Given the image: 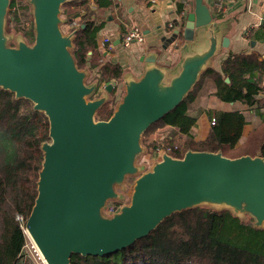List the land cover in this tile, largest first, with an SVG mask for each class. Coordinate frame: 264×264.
Instances as JSON below:
<instances>
[{
    "label": "water",
    "instance_id": "1",
    "mask_svg": "<svg viewBox=\"0 0 264 264\" xmlns=\"http://www.w3.org/2000/svg\"><path fill=\"white\" fill-rule=\"evenodd\" d=\"M26 1L31 44L20 33L7 34L10 0H0V88L29 100L48 119L37 195L25 222L45 264H70L72 255L112 254L148 236L173 214L196 207L247 215L264 229L260 153L228 158L220 151L188 150L177 158L163 152L150 168L137 164L146 130L184 100L219 48L228 46L227 38L218 39L201 0L186 14L182 32L173 34V41L185 42L182 50L192 44L195 49L181 57L172 76L156 66L155 57L146 59L139 79L124 80L125 91L106 121L96 115L109 99L97 94V81L86 83L89 70L79 69L72 53L76 30H61L67 0ZM115 84L105 86V92ZM128 177L136 179L129 203H122L117 189L125 190ZM111 202L121 205L108 215Z\"/></svg>",
    "mask_w": 264,
    "mask_h": 264
},
{
    "label": "trees",
    "instance_id": "2",
    "mask_svg": "<svg viewBox=\"0 0 264 264\" xmlns=\"http://www.w3.org/2000/svg\"><path fill=\"white\" fill-rule=\"evenodd\" d=\"M89 0H67L63 14L72 18L77 7ZM95 8L87 12L82 25L76 30L73 56L79 69L96 70L97 82L111 84L119 78L117 65L103 63L96 53V36L101 25L95 19L111 6L112 0H93ZM15 0H10L8 23L21 31L22 23L11 10ZM74 6V10H70ZM27 5L23 6L27 10ZM70 21L69 23H71ZM264 27V26H263ZM264 30V29H263ZM32 37L31 27L23 31ZM90 52V55L88 54ZM214 78L215 96L225 103L241 102L251 107L255 96L264 89V59L254 54L229 56L221 66V73L206 70L202 77ZM225 77L229 82L224 81ZM199 82L184 100L160 121L150 126L169 129L164 146H174V157L181 158L185 149L194 151H220L223 156L237 158L255 156L259 151L264 158V123L249 133L237 149L245 117L240 112H220L211 126L207 138L194 142L191 129L196 118L188 113L194 102ZM114 102L106 103L97 113L96 120L106 121L114 110ZM48 119L33 109L27 99L0 88V264H17L23 255L26 237L22 226L31 212L37 195L38 173L43 154L41 145L49 140ZM178 133L184 140H174ZM143 135V136H144ZM157 145L150 147L151 153ZM21 216L23 222L15 218ZM243 219L229 210L196 207L175 213L165 219L148 236L131 246L104 256L72 255L70 264H264V229L257 228L254 220Z\"/></svg>",
    "mask_w": 264,
    "mask_h": 264
},
{
    "label": "crops",
    "instance_id": "3",
    "mask_svg": "<svg viewBox=\"0 0 264 264\" xmlns=\"http://www.w3.org/2000/svg\"><path fill=\"white\" fill-rule=\"evenodd\" d=\"M195 2L196 0H112L111 6L104 9L95 19L101 25L96 36V53L103 63L117 65L121 73L117 80L112 81L116 84L111 93L105 92L104 88L108 84L103 83L100 84L97 94L106 95L108 102H114L115 108L125 91L124 80L139 79L147 66L145 60L153 57L156 66L166 69L170 76L174 75L181 57L195 49L192 44L187 50H182L181 47L185 43L182 38L173 41L174 31L182 32L185 16L194 7ZM201 2L211 12L218 39L229 40L226 48L220 47L217 51L209 66L210 70L221 73L222 63L229 56L236 54H254L259 60L264 59L262 24L264 0H201ZM94 8L93 0H89L86 7L80 6L75 9L74 6H70L71 11L75 10L73 17L64 23L65 28L68 27V32L71 31L73 22L82 26L84 16ZM70 21L72 22L69 23ZM133 26L142 31L144 41L126 47L122 43V38ZM104 39L111 44L110 48L108 43H103ZM199 39L203 46L206 43L205 36L200 35ZM226 79L229 82V78L225 77V82ZM94 81H97L96 70L89 71L86 83ZM215 92L214 78L201 76L196 98L188 109V113L196 118V123L191 129L192 139L199 143L207 138L212 126L211 117L216 118L220 112L237 111L245 117L240 139L234 147L237 149L246 141L250 132L264 123V89L255 96V104L251 107L241 102L225 103L215 96ZM164 138L158 139L154 145L165 144ZM173 138L180 142L184 140L178 133ZM188 150L192 149L186 148L184 153ZM258 153L260 152L257 151L255 156Z\"/></svg>",
    "mask_w": 264,
    "mask_h": 264
},
{
    "label": "rangeland",
    "instance_id": "4",
    "mask_svg": "<svg viewBox=\"0 0 264 264\" xmlns=\"http://www.w3.org/2000/svg\"><path fill=\"white\" fill-rule=\"evenodd\" d=\"M16 3L18 5H21V8L18 9V11H14V12L18 16V19L22 23V29H21V31H17L16 28H12V25L10 23H7L6 24V32H7V34H11L12 32L14 34H18V33L22 34V32L25 29L28 30L29 24H30V27H31V24H32V18H31V15H30V9H29V7L27 5V1L26 0H16ZM24 5H27V7H28L27 10H24L25 12H23V6ZM11 10H12V8H11ZM61 10H62L61 18L63 20H65V22H66L67 18L63 14V11H64L63 8ZM9 11H10V8L8 9V12ZM65 26H66V24L63 23L61 25V30L63 32L67 33L68 32V27L65 28ZM22 35L24 36L25 39H27L25 37L24 33ZM32 40H33V36L30 39H27L29 44H31L33 42ZM9 44L12 45V43H9ZM165 129L166 128H163L162 126L159 125L157 127L152 128L151 130H149V132L142 137L141 145H142V148H143L144 152H143L142 156L139 158V160L137 162L138 165L144 164L148 168H150L155 161H158L157 160L158 158H155L152 155V153L150 151V147L152 145H154L157 142L158 139H161V138L167 136V134L169 133V129H166V130ZM135 179H136V177H128L126 179V182H125V190L124 189H117L119 194H121L122 203H129L131 187H132ZM113 203L114 202H111L109 204H113ZM242 218L245 219V220L247 219V217H243V216H242ZM30 248H33V247L29 243L28 244V249H30ZM28 249L26 248L27 251H28Z\"/></svg>",
    "mask_w": 264,
    "mask_h": 264
},
{
    "label": "built area",
    "instance_id": "5",
    "mask_svg": "<svg viewBox=\"0 0 264 264\" xmlns=\"http://www.w3.org/2000/svg\"><path fill=\"white\" fill-rule=\"evenodd\" d=\"M21 8V5H18L16 3L15 0V5L12 8V11H18V9ZM262 24L264 25V19L262 20ZM172 25V24H171ZM30 27V24L28 26V28ZM79 27V24L76 23H72L71 24V28H75L77 29ZM23 34V32H22ZM107 39H104L103 43L105 42L106 44ZM144 41V35L142 33V31L137 27V26H133L132 28H130L126 34L123 36L122 38V43L124 46L128 47L131 44L137 43V44H141ZM111 47V44L108 43V48ZM211 125L215 124V118L211 117V121H210ZM176 147L174 146V148L172 146H164V144H160L157 145L155 150H153L152 155L155 158H158L157 160L160 159V156L163 152H166L167 154H170L172 156L173 155V149H175ZM121 204H109L107 209H106V213L108 215H111L113 213V210L115 208H117L118 206H120ZM18 222H23V218L21 216H16L15 218ZM22 230L23 233L25 234L26 237V242H25V246L23 248V255H22V262L20 264H45L44 260L42 259L40 253L38 252V250L36 249L35 245L32 243L31 239L28 237L26 230H25V224L24 227L22 226ZM31 244L33 248L28 249V244ZM26 248L28 249V251L26 250Z\"/></svg>",
    "mask_w": 264,
    "mask_h": 264
}]
</instances>
